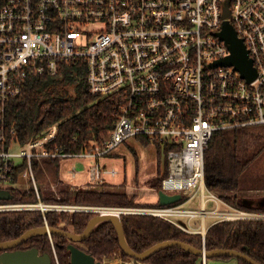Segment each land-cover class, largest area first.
Instances as JSON below:
<instances>
[{
    "label": "built area",
    "instance_id": "2783aa9c",
    "mask_svg": "<svg viewBox=\"0 0 264 264\" xmlns=\"http://www.w3.org/2000/svg\"><path fill=\"white\" fill-rule=\"evenodd\" d=\"M224 22L248 51L256 71L251 83L220 63L230 56L218 36ZM68 67L81 69L73 76L84 79L91 95L117 101L112 128L80 153L55 146L57 124L20 143L7 121L8 103L28 79L58 78ZM252 126H264V0H0V184H10L0 190L11 194L0 201V213L36 211L47 226V212L108 210L118 217H158L199 234L204 228L198 231L190 221H264V213L231 207L204 181V154L213 135ZM129 139L165 153L168 174L160 180L162 192L194 194L183 204L139 208L42 200L35 164L54 158L89 160L88 181L101 186L118 172L101 167L100 160ZM79 173L72 167L69 181ZM22 178L28 186L20 185ZM15 191L33 193L35 201H16ZM195 195L200 209L184 208ZM209 203L214 206L207 208ZM221 206L227 210L220 211Z\"/></svg>",
    "mask_w": 264,
    "mask_h": 264
},
{
    "label": "trees",
    "instance_id": "16d2710c",
    "mask_svg": "<svg viewBox=\"0 0 264 264\" xmlns=\"http://www.w3.org/2000/svg\"><path fill=\"white\" fill-rule=\"evenodd\" d=\"M78 67H68L58 78L47 76L28 79L22 93L8 104L7 121L14 126L16 139L21 143L31 139L42 129L58 125L54 144L62 151L80 153L106 136L115 121L117 101L114 98H98L91 95L84 79L73 76L80 72ZM260 131L238 128L231 131L215 133L204 154V181L207 189L216 193L228 205L235 209L264 213V205H243L244 197L236 195L246 184L264 186V173L260 171V161L264 158V126ZM251 128V127H249ZM58 159H44L45 166L57 162ZM160 162V161H159ZM160 166V163H159ZM38 164L34 165V169ZM168 174L165 162L160 166L155 177V187L160 190V180ZM58 181L55 174L51 182ZM94 185V184H93ZM98 186V185H97ZM123 189L125 185H110ZM52 193V192H51ZM40 191L43 201L62 204H75L98 208H139L153 206L137 204L134 196L125 190L110 188H94L89 190H59V199L45 195ZM12 197L19 202H34L31 192H13ZM253 201V200H252ZM264 202V198L260 200ZM158 205V204H157ZM93 212H47L45 219L50 228H62L75 234L84 231ZM123 233L131 250L143 252L156 243L163 241H181L194 248H205L207 251L231 249L242 252L254 262L264 264V221H218L206 229L203 239L199 233H187L173 223L148 215L126 214L120 216ZM61 225H64L61 227ZM45 226L41 213L36 211L0 213V243L15 240L25 231ZM90 237L77 245L91 254L97 261H102L119 253L124 260L129 257L122 253L118 246V237L112 223H100L90 233ZM69 241L62 236L40 235L26 240L12 250H29L35 248L40 253L50 256L51 264H55L53 250L59 264H69V252L66 246ZM53 249V250H52ZM1 253V252H0ZM201 256L189 254L179 247H169L157 251L146 259L147 264H195ZM219 259H232L236 264H248L230 256Z\"/></svg>",
    "mask_w": 264,
    "mask_h": 264
},
{
    "label": "rangeland",
    "instance_id": "374dc122",
    "mask_svg": "<svg viewBox=\"0 0 264 264\" xmlns=\"http://www.w3.org/2000/svg\"><path fill=\"white\" fill-rule=\"evenodd\" d=\"M250 131H260L262 127L252 126L247 128ZM165 153L159 152L156 150V147L153 145H143L140 142L129 139L126 144H121L117 147L114 152L108 154L103 159L100 160L101 167L114 168L118 172V176L115 178H110L105 180V184L101 186L93 185L88 182L87 170L90 166L91 161L84 160H58L57 162L45 166L38 163V167L35 170V180L36 185L44 192L45 195L50 197L53 195L51 192L59 193V190L68 188V190H89L94 188H110L117 191L125 190L129 196H134L137 204H150L155 205L158 201L157 199V189L155 187V177L157 175L158 168L163 167L165 163ZM160 161V162H159ZM160 163V166H159ZM260 166L258 169L260 171L264 170V158L260 161ZM77 168L82 172L78 177L74 178L72 182L69 181V176L67 173L71 171V168ZM58 174V181L55 183L51 182L52 177ZM264 175V173L262 174ZM123 181V182H122ZM125 185V188L122 190L119 188H114L110 185H117L118 183ZM252 181L246 178V181L242 187L237 192L239 199L243 200L244 197L252 198L255 202L254 205L260 202L264 198V186H259L257 184L251 185ZM22 187L29 185L28 180L22 178L20 181ZM128 187H130L128 189ZM0 188H10V184H0ZM194 194V190H188L182 192V198L187 200L189 196ZM217 196V194L215 193ZM200 198L195 195L193 200L188 203L186 208L200 209ZM209 208V205L208 207ZM200 221L199 219H197ZM211 221H221L219 218H206L205 225H208ZM197 225V222L193 223ZM64 225H61L63 227ZM70 231V229H69ZM111 264H136V262L130 258L122 259L119 253L113 254L111 257L104 259L107 263ZM102 262V261H101ZM142 264H147L142 262ZM195 264H236L232 259H219V258H207L204 262L202 257L198 258Z\"/></svg>",
    "mask_w": 264,
    "mask_h": 264
},
{
    "label": "water",
    "instance_id": "95a60500",
    "mask_svg": "<svg viewBox=\"0 0 264 264\" xmlns=\"http://www.w3.org/2000/svg\"><path fill=\"white\" fill-rule=\"evenodd\" d=\"M224 15L226 18L228 17L227 12ZM218 36L225 42L230 50V56L221 61V65L234 67L235 70L240 73L241 78L248 83H251L256 77V71L251 59H248V51L244 47L242 40L238 38L236 32L232 30L228 22H224L223 28ZM10 198L11 194L9 191L0 190V201H6ZM157 199L160 206H170L179 203L182 200L180 194L168 195L161 190L157 191ZM254 203V201L248 199L243 201V205L246 207H251ZM258 205L263 206L264 202H259ZM106 221L112 223L115 228L118 237V246L121 252L125 253L127 257L138 263L145 261L159 250L174 246L183 249L189 254L191 253L193 255L201 256L204 259L230 256L237 260L241 259L248 264H260L254 262L248 255L242 252H237L231 249L207 251L205 248H194L177 240L159 242L143 252L136 253L131 250L127 244L120 217L108 210L101 213H95V215L89 220L84 231L80 234H75L58 227L55 229L43 226L38 229L25 231L18 239L0 243V264H51L50 256L46 253L38 252L35 248L24 251L12 250L14 247L23 244L26 240L40 235H47L49 237L59 235L66 238L69 241V244L66 246V251L69 252V264H102V262L97 261L91 254H88L86 251L79 248L77 244L88 239L94 228L100 223H105Z\"/></svg>",
    "mask_w": 264,
    "mask_h": 264
},
{
    "label": "crops",
    "instance_id": "0c3cea01",
    "mask_svg": "<svg viewBox=\"0 0 264 264\" xmlns=\"http://www.w3.org/2000/svg\"><path fill=\"white\" fill-rule=\"evenodd\" d=\"M126 144V143H125ZM82 173V172H81ZM81 173H79L78 175H80ZM78 175L76 176V177H78ZM118 176V175H117ZM116 177V176H115ZM114 177V178H115ZM87 178H88V176H87ZM108 179H110V178H108ZM112 179V178H111ZM89 182V181H88ZM123 182V181H122ZM122 182H120V183H118L117 185H121V183ZM90 183V182H89ZM130 187H128V189H129ZM191 202V201H190ZM190 202H188V203H190ZM137 203V202H136ZM184 203V199H182L179 203H175V204H183ZM188 203H186V204H184L183 205V207L184 208H186L185 206L188 204ZM155 204H158V201L155 203ZM148 205H150V204H148ZM159 205V204H158ZM209 205V208L211 207H213L214 205L212 204V203H209L208 204ZM200 206V205H199ZM186 209H188V208H186ZM192 209H194V208H192ZM196 210H198V209H196ZM219 210L220 211H222V210H227V208L226 207H224V206H221V207H219ZM210 219H214V218H210ZM200 220V219H199ZM181 223H182V225L184 226V227H186L187 225H188V223H187V221L186 220H184V219H182L181 221H180ZM194 222H197L198 224L197 225H194L193 223ZM215 222H218V221H211L208 225H205V220H204V222L202 223L201 222V220L200 221H198L197 219H194V220H192V221H190V226L192 227V228H198V231H202V228H204V231H205V233H200L201 235H203L204 237H205V235H206V229L210 226V225H212L213 223H215Z\"/></svg>",
    "mask_w": 264,
    "mask_h": 264
}]
</instances>
